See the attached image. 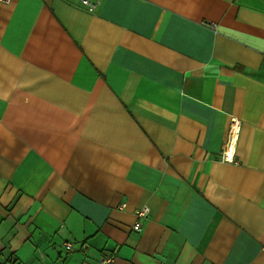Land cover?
Instances as JSON below:
<instances>
[{
  "label": "crops",
  "instance_id": "crops-1",
  "mask_svg": "<svg viewBox=\"0 0 264 264\" xmlns=\"http://www.w3.org/2000/svg\"><path fill=\"white\" fill-rule=\"evenodd\" d=\"M105 256L264 264V0L0 3V264Z\"/></svg>",
  "mask_w": 264,
  "mask_h": 264
},
{
  "label": "built area",
  "instance_id": "built-area-1",
  "mask_svg": "<svg viewBox=\"0 0 264 264\" xmlns=\"http://www.w3.org/2000/svg\"><path fill=\"white\" fill-rule=\"evenodd\" d=\"M11 0H0V3H9ZM82 7L87 12H95L101 5L102 0H80ZM239 129V121L235 118H231L230 120V128L227 142L225 143V149L222 151V159L223 160H232L234 143L237 137ZM149 214V207L144 205L141 208L135 211V215L137 217V221L133 224L132 228L135 231L140 230L141 228V220ZM65 247L67 250L71 249V243H65ZM101 264H114L113 256H105L100 260Z\"/></svg>",
  "mask_w": 264,
  "mask_h": 264
}]
</instances>
